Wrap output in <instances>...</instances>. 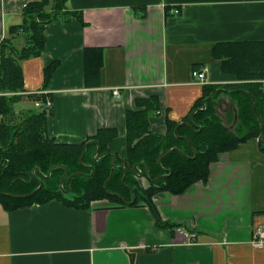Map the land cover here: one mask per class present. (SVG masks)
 Returning <instances> with one entry per match:
<instances>
[{
    "label": "crops",
    "instance_id": "0c3cea01",
    "mask_svg": "<svg viewBox=\"0 0 264 264\" xmlns=\"http://www.w3.org/2000/svg\"><path fill=\"white\" fill-rule=\"evenodd\" d=\"M32 1L0 0V42L22 24V10ZM65 9L83 13L85 25L72 17L47 26L44 54L22 62L25 93L52 100L48 128L57 142L81 143L114 128L119 135L110 151L121 159L127 112L141 109L138 100L159 99L161 111L149 124L152 132L164 134L167 118L187 117L205 86L236 83L222 72L215 45L264 41V0H68ZM20 42L23 46L18 37L15 43ZM94 48L103 50L104 63L91 80L98 84L89 85L85 53ZM55 61L61 64L45 87L44 71ZM196 71L205 73L207 84L198 82ZM218 103L225 122L234 113L235 126L230 97L223 94ZM260 142L253 139L222 154L210 165L208 182L182 195L154 197L164 221L197 234L194 244L178 227H157L144 204L115 207L99 201L79 210L54 200L14 211L0 205V264H264V246L253 243L264 226ZM136 179L149 187L145 177Z\"/></svg>",
    "mask_w": 264,
    "mask_h": 264
},
{
    "label": "trees",
    "instance_id": "16d2710c",
    "mask_svg": "<svg viewBox=\"0 0 264 264\" xmlns=\"http://www.w3.org/2000/svg\"><path fill=\"white\" fill-rule=\"evenodd\" d=\"M67 1L29 2L22 10V24L12 26L0 42V205L14 211L54 200L79 210L90 209L99 201H108L115 207L144 204L152 211L157 227H179L162 219L154 197L162 192L182 195L194 184L208 182L212 163L222 154L259 139L263 132L264 89L257 81L264 79V41L215 45L213 53L222 63V72L233 76L236 83L205 86L203 96L187 117L180 122L167 118L164 134L152 132L149 124L150 116L161 111L159 99L152 96L138 100L141 109L127 112L126 156L117 157L110 178L117 155L110 151V144L119 135L116 129H100L81 143H60L49 134L52 109L36 113L15 110V103L25 95L35 103L48 99L42 93H25L22 66L24 60L44 54L47 26L59 19L69 22L72 17L85 25L83 13L66 11ZM18 37L24 41L21 48L15 43ZM103 63L102 49H86L87 84H98L91 80L99 77ZM60 64L55 61L45 69V87ZM223 94L230 97L236 108L235 126L233 112L227 122L219 115L218 99ZM260 146L264 152V142ZM96 157L100 159L97 161ZM125 162L130 166L127 170L122 168ZM138 165V171L148 180V188L136 179L139 175L134 169ZM75 174L80 175L71 179L66 192L67 180ZM63 178L65 190L61 187ZM40 179L42 188L30 197L3 194L30 195L40 186Z\"/></svg>",
    "mask_w": 264,
    "mask_h": 264
},
{
    "label": "built area",
    "instance_id": "2783aa9c",
    "mask_svg": "<svg viewBox=\"0 0 264 264\" xmlns=\"http://www.w3.org/2000/svg\"><path fill=\"white\" fill-rule=\"evenodd\" d=\"M172 12H173L174 15H178L180 13V11L176 10V9L172 10ZM194 76H195V78L198 79V82L200 84L205 85V84L208 83L207 79H206V75H205L204 72L196 71V72H194ZM258 82L263 84V87H264V79L259 80ZM114 93L116 94L117 97L120 96L118 89L117 90L115 89ZM35 105H36L37 108H39L41 110L49 111V110H51L53 108V102L49 98L46 101H44V102L37 101L35 103ZM177 230L185 238V240L188 243L194 244L197 241V234L196 233H190V232L186 231L185 229H183L181 227L177 228ZM253 243L256 246H258V247L264 246V226H261V227H259L257 229Z\"/></svg>",
    "mask_w": 264,
    "mask_h": 264
},
{
    "label": "water",
    "instance_id": "95a60500",
    "mask_svg": "<svg viewBox=\"0 0 264 264\" xmlns=\"http://www.w3.org/2000/svg\"><path fill=\"white\" fill-rule=\"evenodd\" d=\"M211 97H212V96H211ZM203 109H204V108H203ZM193 114H195V113H193ZM236 118H237V116H236ZM261 127H262L263 132H262V134H261L260 137H259V141L264 142V140H263V137H264V125L261 124ZM86 150H87V146L85 147V150H84V153H83V155H82V157H81V160H82L83 156L85 155ZM172 151H173V150L169 151L168 153H170V152H172ZM168 153H167V154H168ZM167 154L163 155V156L161 157L160 160H162V158H163L164 156H166ZM99 159H100V157H96V160H97V161H98ZM116 159H117V156L114 157V160H113V162H112V174H111L110 178L112 177L113 172H114V169H115V162H116ZM89 167H91V166H89ZM91 168H92V167H91ZM122 168H123L124 170H127V169L130 168V166H129V164H128L127 162H125V163L122 165ZM138 169H139V165L136 166L134 170L137 172ZM137 173H138V175H139L140 177H143V174H142L141 171H138ZM50 175H51V173H50L47 177H50ZM78 175H80V174H75V175H73V176H71V177L68 178V180H67V184H66V186H67V189H66V190H65L64 178H63V179H62V183H61V187H62V189H64L66 192H69V190H70V181H71V179L74 178V177H76V176H78ZM66 176H68V172L66 173L65 177H66ZM42 186H43V181L40 179V186H39L35 191H33L30 195L19 196V195H12V194H8V193H3V194L6 195V196H11V197H23V198H27V197H30V196L34 195L38 190H40V189L42 188ZM133 202H134V200H133Z\"/></svg>",
    "mask_w": 264,
    "mask_h": 264
},
{
    "label": "rangeland",
    "instance_id": "374dc122",
    "mask_svg": "<svg viewBox=\"0 0 264 264\" xmlns=\"http://www.w3.org/2000/svg\"><path fill=\"white\" fill-rule=\"evenodd\" d=\"M20 17L19 16L18 17L17 16L14 17L16 19V22H20ZM59 20L63 21L61 19H59ZM18 46L20 48L22 46V43L20 42V44H18ZM15 110H16L17 113L18 112L28 113L29 111L36 113V112L40 111V109L36 108L35 101L33 99H29L27 97H24V98H22L21 100H19L18 102L15 103Z\"/></svg>",
    "mask_w": 264,
    "mask_h": 264
}]
</instances>
